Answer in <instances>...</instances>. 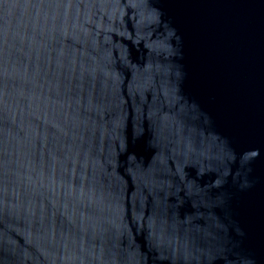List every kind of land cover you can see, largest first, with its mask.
I'll list each match as a JSON object with an SVG mask.
<instances>
[{"label":"water","instance_id":"obj_1","mask_svg":"<svg viewBox=\"0 0 264 264\" xmlns=\"http://www.w3.org/2000/svg\"><path fill=\"white\" fill-rule=\"evenodd\" d=\"M0 264H264V0H0Z\"/></svg>","mask_w":264,"mask_h":264}]
</instances>
